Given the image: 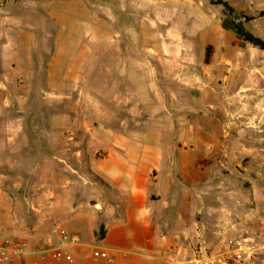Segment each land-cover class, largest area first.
Wrapping results in <instances>:
<instances>
[{
    "label": "rangeland",
    "instance_id": "374dc122",
    "mask_svg": "<svg viewBox=\"0 0 264 264\" xmlns=\"http://www.w3.org/2000/svg\"><path fill=\"white\" fill-rule=\"evenodd\" d=\"M227 1L264 39V0ZM223 18L209 0H0V146L9 147L7 129L37 141L52 115L54 128L85 127L95 161L122 144L136 166L144 143L221 132L225 147L171 152L197 161L191 258H264L263 246L245 242L264 216V51L241 47Z\"/></svg>",
    "mask_w": 264,
    "mask_h": 264
},
{
    "label": "crops",
    "instance_id": "0c3cea01",
    "mask_svg": "<svg viewBox=\"0 0 264 264\" xmlns=\"http://www.w3.org/2000/svg\"><path fill=\"white\" fill-rule=\"evenodd\" d=\"M67 122L65 127L56 121L54 128L49 115L37 141L24 128L23 133L7 129L8 148L2 139L0 238L24 241L20 264H224V254L191 258L197 243V161L171 157L189 144L199 150H207L205 145L225 147L221 132L209 140L190 133L182 145L175 136L165 147L144 148V143L143 156L132 166L122 144L109 159L95 161L94 138L86 150L85 127ZM85 166L101 172L105 180L87 175ZM62 230L78 235L80 245L61 247ZM138 247L139 254L119 253ZM94 249L107 251L110 258H96ZM246 260L264 263L263 254Z\"/></svg>",
    "mask_w": 264,
    "mask_h": 264
},
{
    "label": "built area",
    "instance_id": "2783aa9c",
    "mask_svg": "<svg viewBox=\"0 0 264 264\" xmlns=\"http://www.w3.org/2000/svg\"><path fill=\"white\" fill-rule=\"evenodd\" d=\"M258 169L261 174H264V159L258 164ZM262 207L264 210V196L261 199ZM1 222V220H0ZM259 230L254 236L247 240L246 243H253L254 249H260L264 245V218L260 222ZM69 243L79 246L81 238L76 234H68L64 230L60 231L59 244L61 247H66ZM93 254L99 259H109L110 255L107 251L102 249H94ZM25 256V243L21 239H11L1 241L0 238V263L1 264H20ZM124 256H127L125 253ZM239 264H246L245 258L238 255L236 258Z\"/></svg>",
    "mask_w": 264,
    "mask_h": 264
},
{
    "label": "trees",
    "instance_id": "16d2710c",
    "mask_svg": "<svg viewBox=\"0 0 264 264\" xmlns=\"http://www.w3.org/2000/svg\"><path fill=\"white\" fill-rule=\"evenodd\" d=\"M212 5L221 6L223 9L224 18L222 20V28L233 32L240 41V46L245 47L247 44L264 51V39L255 35L247 27L246 23L252 18L236 9L227 0H209ZM212 47L206 49V63H209Z\"/></svg>",
    "mask_w": 264,
    "mask_h": 264
}]
</instances>
